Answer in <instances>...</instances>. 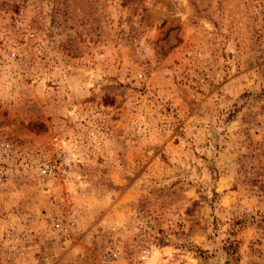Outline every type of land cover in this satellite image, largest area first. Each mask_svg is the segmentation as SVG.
<instances>
[{
    "label": "rangeland",
    "instance_id": "rangeland-1",
    "mask_svg": "<svg viewBox=\"0 0 264 264\" xmlns=\"http://www.w3.org/2000/svg\"><path fill=\"white\" fill-rule=\"evenodd\" d=\"M0 264H264V0H0Z\"/></svg>",
    "mask_w": 264,
    "mask_h": 264
},
{
    "label": "built area",
    "instance_id": "built-area-1",
    "mask_svg": "<svg viewBox=\"0 0 264 264\" xmlns=\"http://www.w3.org/2000/svg\"><path fill=\"white\" fill-rule=\"evenodd\" d=\"M143 254L141 255L143 258H145L146 257V253H144V252H142Z\"/></svg>",
    "mask_w": 264,
    "mask_h": 264
}]
</instances>
